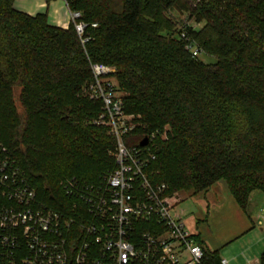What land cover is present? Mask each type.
Returning a JSON list of instances; mask_svg holds the SVG:
<instances>
[{
  "label": "trees",
  "instance_id": "16d2710c",
  "mask_svg": "<svg viewBox=\"0 0 264 264\" xmlns=\"http://www.w3.org/2000/svg\"><path fill=\"white\" fill-rule=\"evenodd\" d=\"M15 1L0 0V143L41 206L63 213L66 179L98 185L116 169L115 142L96 124L102 103L85 93L94 65L116 69L126 114L168 127L154 168L170 194L224 182L243 211L253 192L264 196V0H68L82 36ZM183 26L215 64L185 50ZM203 264L221 257L205 249Z\"/></svg>",
  "mask_w": 264,
  "mask_h": 264
},
{
  "label": "built area",
  "instance_id": "2783aa9c",
  "mask_svg": "<svg viewBox=\"0 0 264 264\" xmlns=\"http://www.w3.org/2000/svg\"><path fill=\"white\" fill-rule=\"evenodd\" d=\"M62 1L82 36L81 14ZM180 31L185 50L200 57L196 41L184 26ZM115 73L114 67L94 65L85 93L102 103L96 124L115 142L116 169L98 185L66 179L62 188L71 205L65 212L39 204L25 172L0 143V264H203L205 248L178 210L184 199L169 193L154 168L168 127L149 131L140 116L125 113ZM135 135L138 145H128ZM221 264L229 261L221 258Z\"/></svg>",
  "mask_w": 264,
  "mask_h": 264
},
{
  "label": "crops",
  "instance_id": "0c3cea01",
  "mask_svg": "<svg viewBox=\"0 0 264 264\" xmlns=\"http://www.w3.org/2000/svg\"><path fill=\"white\" fill-rule=\"evenodd\" d=\"M14 7L29 16L47 13L50 24L61 29L67 30L72 24L62 0H16ZM214 188L218 200L210 199L211 191L202 195L204 206L201 207L207 224H192L191 232L207 251L217 252L229 264L232 260L222 253L228 254L226 249L231 247L235 248L231 256L234 264L259 261L264 253V199L258 193L252 194L247 210L243 211L221 182Z\"/></svg>",
  "mask_w": 264,
  "mask_h": 264
},
{
  "label": "rangeland",
  "instance_id": "374dc122",
  "mask_svg": "<svg viewBox=\"0 0 264 264\" xmlns=\"http://www.w3.org/2000/svg\"><path fill=\"white\" fill-rule=\"evenodd\" d=\"M186 15H183L181 17L177 16V19L181 22L183 20L186 19ZM189 24L191 26H193L194 29H199L201 26L200 25H196L195 23L193 22H189ZM199 59L204 62L205 64H215L216 63V59L214 57H211V56H208L206 54H201ZM116 84L117 83V80H115ZM20 87L19 86H16L14 88V100H15V104H16V107H17V110L19 112L20 115H24V111H23V108L21 107L20 105V102H19V95H20ZM223 187H225L227 189V191L229 192V189L226 185V183L224 182H221ZM209 191H211V197L212 199H219L216 195V190L214 187H212ZM258 193L259 195H261V197L264 199V196L259 192V191H255L253 192L252 194H256ZM230 194V192H229ZM251 194V195H252ZM231 195V194H230ZM181 198L184 199L183 202L179 205L178 207V210H183L184 211V221H185V225H186V228L190 230V226L192 224H195L197 226H202L204 224H207V223H204L205 222V215L203 216V212H202V207L204 206L203 205V198H202V195L200 196H191V193H186V194H181ZM233 198V197H232ZM234 199V198H233ZM202 206V207H201ZM249 211H251V209H249ZM255 219V218H254ZM204 220V221H203ZM257 229L259 230V227H257ZM240 242H238L237 244H239ZM235 248H227L226 250H228V254H225V253H222V256L228 258L229 260H232L231 261V264H234L233 263V260L234 258L232 259L231 256H233L235 253H232V251L234 252ZM236 251V250H235ZM236 256V255H235Z\"/></svg>",
  "mask_w": 264,
  "mask_h": 264
},
{
  "label": "water",
  "instance_id": "95a60500",
  "mask_svg": "<svg viewBox=\"0 0 264 264\" xmlns=\"http://www.w3.org/2000/svg\"><path fill=\"white\" fill-rule=\"evenodd\" d=\"M147 143H148L147 139H144V140L141 142L140 146H141V147H144V146L147 145Z\"/></svg>",
  "mask_w": 264,
  "mask_h": 264
}]
</instances>
